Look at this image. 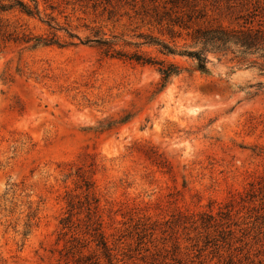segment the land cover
<instances>
[{
	"label": "rangeland",
	"instance_id": "374dc122",
	"mask_svg": "<svg viewBox=\"0 0 264 264\" xmlns=\"http://www.w3.org/2000/svg\"><path fill=\"white\" fill-rule=\"evenodd\" d=\"M20 1L39 15L0 12V29L78 39L31 48L0 37V264H61V220L81 230L93 212L114 264H264V77L219 55L198 70L138 46L141 33L172 44L146 24L151 0ZM196 1L225 27L264 4ZM86 38L181 72L157 91L156 67Z\"/></svg>",
	"mask_w": 264,
	"mask_h": 264
},
{
	"label": "trees",
	"instance_id": "16d2710c",
	"mask_svg": "<svg viewBox=\"0 0 264 264\" xmlns=\"http://www.w3.org/2000/svg\"><path fill=\"white\" fill-rule=\"evenodd\" d=\"M108 2L109 0H105ZM152 7L146 24L157 31L161 36H166L172 44L153 37L152 34H138L136 38L142 42L138 46L156 47L161 55L186 56L195 62L198 70H204L208 63L207 55H219V59L228 58L238 66L255 70L260 77H264V4L255 1L250 10L236 17L241 23L236 26H222L206 21L205 11L198 7L196 0H151ZM18 11L29 17L39 15L37 6L32 7L24 4L20 0H0V12ZM42 21L48 28L54 29L57 25L54 18L45 15ZM68 42L60 44L52 35L51 38L13 37L3 28L0 29V37L6 40L22 41L32 43L31 48L38 46H68L74 45L72 39H78L75 34L66 32ZM96 37V36H94ZM175 39H180L184 45L178 49ZM81 44H95L102 49L104 56L122 58L136 64L156 67L160 76L157 91L165 88L171 77L177 76L181 70L174 64L165 63L144 56L139 52L125 54L113 49L114 44L103 39L86 38ZM188 42V44H186ZM136 46V47H138ZM255 89L249 93L252 96L262 88L261 83L248 86ZM72 206V202L69 204ZM71 215L61 220L62 229L71 232L65 246L58 251L61 264H114L112 250L109 247L105 235L101 228L99 217H95V212L88 214L87 222L80 230L71 223ZM73 229V231H72ZM76 229L78 232L74 233ZM66 234H62L65 237ZM226 264H233L229 259Z\"/></svg>",
	"mask_w": 264,
	"mask_h": 264
}]
</instances>
